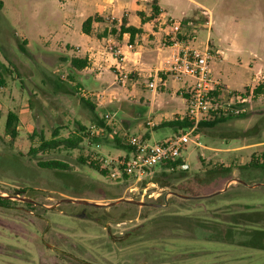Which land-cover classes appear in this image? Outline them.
<instances>
[{"label": "rangeland", "instance_id": "1", "mask_svg": "<svg viewBox=\"0 0 264 264\" xmlns=\"http://www.w3.org/2000/svg\"><path fill=\"white\" fill-rule=\"evenodd\" d=\"M115 1L124 5L133 0ZM160 4L171 19L193 23L194 46L203 47L208 34L204 26L211 21L213 81L219 79L225 88L239 92L255 83L258 68L262 72L257 80L264 81V0H160ZM199 5L210 15L201 13ZM83 19L77 8H64L61 0H0V195L9 197L4 198L9 208L0 207V264H80L50 252L43 242L88 264H264V170L239 168L264 151V95L251 100L244 116L220 123L206 134L199 131V145H189L183 154L189 169L160 178V184L149 188L147 193L158 192L159 197L141 199V190L130 192L129 182H112L89 164L95 156L108 159L121 154L113 135L125 140L147 134L151 144L173 136L171 128L147 129L144 124L170 121L171 114L183 112V104L171 95L170 83L153 104L148 89L138 88L133 99L123 97L115 80L99 103L85 99L82 94L93 97L106 90L113 75L95 79L71 66L76 50L64 44L78 46V55L88 46L90 38L80 31ZM103 27L96 25V31ZM222 33L225 38L219 45ZM215 49L221 51V61L214 59ZM168 54L165 50L161 60ZM142 82L147 86L145 78ZM140 96L152 101L153 107L140 103ZM159 105L163 108L155 114ZM9 112L18 120L14 140L5 133ZM104 116L111 118L110 123L103 122L111 133L104 129L97 141L85 140L71 151L30 152L41 136L50 139L56 128L66 138L77 130L76 123L89 128ZM80 158L88 159L81 163ZM48 160H59L68 168L51 171L37 165ZM215 167L227 171L212 172ZM169 192L201 198L184 200ZM114 197L164 207L142 210L126 203L52 207L65 198L108 204ZM26 199L47 209H30L23 203ZM246 214L256 215L248 221ZM131 232L134 235L128 237ZM210 233L225 240H210ZM36 248L43 251L40 258Z\"/></svg>", "mask_w": 264, "mask_h": 264}, {"label": "built area", "instance_id": "2", "mask_svg": "<svg viewBox=\"0 0 264 264\" xmlns=\"http://www.w3.org/2000/svg\"><path fill=\"white\" fill-rule=\"evenodd\" d=\"M163 45L169 49V54L163 59V67L158 73L168 75L177 81H185L186 97L184 112L178 114L179 119H187L192 126L186 131L166 138L161 143L151 144L142 136L125 138L129 151L115 157L105 159L93 157L99 168L106 171V177L112 182H129V191L141 190V199H155L161 194L147 193L150 187L155 188L152 181L154 174L160 172L186 171L188 165L183 154L189 145H199L200 136L197 125L210 116H244L248 106L254 98L250 90L232 91L214 82L210 78L209 63L212 58L209 47V34L206 36L203 47L193 46L196 39V30L191 21H175L165 19ZM126 76L120 75L118 81H125ZM158 79V78H157ZM147 87L155 89L154 81ZM83 97L92 98L88 94ZM110 117L104 116L103 122L110 123ZM151 121L145 123V128L153 129ZM102 127L93 124L88 128V143L92 136L105 135ZM180 162L176 168L173 165ZM167 198V195H165Z\"/></svg>", "mask_w": 264, "mask_h": 264}, {"label": "crops", "instance_id": "3", "mask_svg": "<svg viewBox=\"0 0 264 264\" xmlns=\"http://www.w3.org/2000/svg\"><path fill=\"white\" fill-rule=\"evenodd\" d=\"M143 2H145V4H143ZM151 2H154L158 9V14L153 17H151ZM61 3L64 8H77V13L82 14V18H84L82 22L88 17L96 16L100 19V21L94 22L92 24L94 35H85L90 38L89 44L87 47H84L81 54L78 55V53L81 51V49L79 50L78 46L64 44V47L66 46L69 49L70 47H74V49L76 50V52H72L73 54H75L74 58L85 59L87 61V66L84 69L80 70V72L86 73V77L91 76L95 79H102L106 78L108 73L113 75V81L108 84L110 86L106 90H103L101 93L93 96L91 98L92 100H95L97 102L99 100L102 101L101 99H103L104 95L109 92L108 89L112 84L115 83V80L116 82L120 83L118 91L122 93L123 97L126 95L128 98L133 99L134 96H138L137 94H139L138 88L148 89L149 92L153 93L154 104V102L159 98L158 93L163 92L167 88L166 86L170 83L168 90H170L172 96L174 95L175 98L181 101V104H183L182 106L184 112L186 97L185 81H177L170 76L165 77L166 75L158 73V70L160 69L159 63H162L163 61L161 60L162 55L165 53V50H169L163 45V35L165 31L163 22L165 19H171V17L168 15V12H166V10H164V8L161 6L160 0H143L142 2L141 0H133L132 2L124 5L121 3L117 4L115 0H61ZM196 7L200 12L202 11L201 13L210 15V12H207L201 5ZM88 10L92 12L90 15L84 13ZM64 12L65 10L63 11V13ZM196 15L197 13H193L192 16L194 17V19H197ZM190 17L191 15L187 18ZM122 20L127 23V26H132L141 30L139 34L135 35L132 43L129 42V34L127 33L123 34L120 37V40L113 35L98 37V35L101 34L106 28H108V26L112 22H116L114 28L118 30ZM182 21L190 20L184 19ZM98 24H104L101 32L96 31V25ZM210 26L211 21H209V23L206 22L204 26L208 29L209 39L211 31ZM224 38L225 35L224 33H222V36L219 39V45L223 42ZM128 46H130L131 48H128ZM111 49H115L116 52L111 51ZM117 53L120 54L118 55V57L116 56ZM221 55L222 53L220 50H214V59L221 61ZM261 72L262 70L258 68L257 72L252 78V81H254L256 84L259 82L257 79L258 74ZM122 74L126 76L125 81H118V77ZM131 76L135 77V81L132 82L131 80H129ZM144 78L147 80V85L149 82L154 81V83L156 84V88L149 89L147 86H145L142 82ZM214 82L223 86L219 79ZM158 83H160L159 91H157ZM255 83L253 85L244 87V89L247 87L253 88L256 85ZM140 93L143 94L142 92ZM116 99L118 101L119 98ZM139 102L142 104H148L151 108L153 107L152 101L145 100L141 96L139 97ZM157 107L159 109L154 110L155 114L163 108V106L160 105ZM175 114L177 113H173L171 115L176 116ZM158 116H161V114ZM162 119L166 120L167 117H162ZM151 122L156 125L154 121ZM142 131L143 130H141L140 127V132ZM121 153H124L122 149Z\"/></svg>", "mask_w": 264, "mask_h": 264}, {"label": "trees", "instance_id": "4", "mask_svg": "<svg viewBox=\"0 0 264 264\" xmlns=\"http://www.w3.org/2000/svg\"><path fill=\"white\" fill-rule=\"evenodd\" d=\"M150 7L152 10V16L151 17L156 16L158 14V9H157L155 3L151 2ZM98 21H100V19L96 16L88 17L87 19H85L81 24L82 34L87 35V36L94 35L93 29H92V24L94 22H98ZM126 24L127 23L124 20H122L118 30H116L114 28V26L116 25V22H112V23H110L108 28H106L101 34L98 35V37H105L107 35H113L117 39L120 40V37L123 34L127 33V34H129V42L132 43L135 35L139 34L141 32V30L134 28L132 26H127ZM70 64L74 69L80 71L87 66V61L85 59L72 58L70 61ZM2 85H3V80H2V77L0 76V87ZM245 90L248 91V90H250V88L247 87V88H245ZM252 93H253L254 98L261 96V95H264V81H259L252 88ZM81 100L85 104L90 105V103L87 100H83V99H81ZM91 108L93 109V106H91ZM240 117H242V116H236V117L230 116V115L210 116L209 118L201 121L197 125V132L202 131L204 134H206L207 131L214 129V128L218 127L219 125H221L220 123H223V122H226L228 120L235 119V118H240ZM17 122H18L17 116L15 114L9 112L6 116V121H5V133L12 140H14L15 137L17 136V131H16ZM93 123L99 127L103 126L101 119H98V120L94 121ZM76 125H77V130L74 133H71L66 138L60 137L59 128L54 129L53 133L51 134L50 139H44L41 136L40 143L38 144L37 148L31 149L30 152L33 154H36L37 152H40V151H51V150H55L58 148H62V149L67 150V151H71V150H75L77 148H80V145L86 139H88V137L90 135L88 133L87 127H84L78 123H76ZM191 126H192L191 122H189L187 119H185V118L179 119L178 116H174V118L172 120L167 121V122H161L160 124H158L157 126H154L153 128L155 129V128H159V127H168V128H171L174 135H176V134H179V133L186 131ZM106 132L108 134H110L111 128L106 127ZM142 137H143V139L148 140L147 134H143ZM97 140H98V137L92 136V141H97ZM112 140H113L114 145L119 147L120 149H122L124 152L129 151V148L126 145L125 140H121L120 138H118L115 135L112 136ZM86 159H88V158H86ZM86 159L83 160L80 158L79 161L81 163H84V161H86ZM179 164H180V162H176L173 165V167L176 168V166H178ZM37 165L42 169L51 170V171H65L68 168L67 164H65L59 160H48V161L38 162ZM89 165L91 168L98 170L103 176H106V171L100 169L96 162L90 163ZM239 168L244 169V170L245 169H261V170H264V151L261 152L260 154L252 155L250 160L247 163L241 165ZM221 171H227V170L226 169L224 170L222 167H215L212 172H221ZM172 173L173 172H169V173L168 172H160L158 174H154L152 181L156 184H160V178H167ZM191 195L196 196V194H191ZM117 198L118 197H114L112 199H117ZM127 206L133 207L136 209L138 208L137 206L130 205V204L129 205L127 204ZM140 209H142V210H156L155 208H151V207H141ZM254 215H256V214H253L252 216L251 215L244 216V217H246L245 220L250 221ZM199 224H202V223H199ZM218 227L221 228V226H218ZM211 234H214V233H210V236L208 237V239H210V240H215V241H222V240L224 241L225 240L223 237L214 238L213 237L214 235H211ZM127 235H128V237H131L134 234L131 232L130 234H127Z\"/></svg>", "mask_w": 264, "mask_h": 264}, {"label": "water", "instance_id": "5", "mask_svg": "<svg viewBox=\"0 0 264 264\" xmlns=\"http://www.w3.org/2000/svg\"><path fill=\"white\" fill-rule=\"evenodd\" d=\"M240 184L245 185V183L241 180H235ZM169 195L172 196H176L178 198L184 199V200H194V199H200L201 197H195V196H183V195H179L175 192H169ZM9 198V197H4L2 195H0V198ZM17 198V197H15ZM61 203H72V204H78V205H84V206H88V207H94V208H104V207H112L114 205H117L119 203H126V204H130V205H134V206H138V207H152V208H160V207H164L162 205H157V204H153V203H146V202H139V201H134V200H128V199H116L113 202H110L108 204H98V203H94V202H90L87 200H81V199H72V198H65V199H60L58 200L54 206H58ZM125 238L124 237H120V238H116L118 240H121ZM52 248V247H50ZM54 249V248H53ZM57 252H61L60 250L54 249Z\"/></svg>", "mask_w": 264, "mask_h": 264}, {"label": "flooded vegetation", "instance_id": "6", "mask_svg": "<svg viewBox=\"0 0 264 264\" xmlns=\"http://www.w3.org/2000/svg\"><path fill=\"white\" fill-rule=\"evenodd\" d=\"M23 203H25V205H26L27 207H29L30 209H44V210L47 209L46 206H44L43 204H41V203H39V202H35L34 200L26 199V201H23ZM8 205H9V204H8V201H7L6 199H4V198H0V207H1V208H3V207H5V208H9ZM55 207H56V206H55ZM51 209H52V207L49 208V210H51ZM25 211H26V212H29L28 210H25ZM39 218H43V217L39 216ZM43 219H45V218H43ZM45 221H46V225H49V224H50V222H49L48 220L45 219ZM43 234H45V233H42V234H41V240H42V236H43ZM43 246H44L45 248H47L50 252H54L56 255H59V256H62V257H67V258H69V259H71V260H74V261H76V262H79L80 264H88V263H85V262H83V261H78V260L74 259L72 255H69L70 253L67 254L66 251H62V250H60V249H58V248H56V247H54V246L47 245L45 242H43ZM50 247H52V248H50ZM53 248H54V249H57V250H60L61 252H57V251L54 250ZM36 251L39 253V258H40L41 253H42L43 251H39V248H36Z\"/></svg>", "mask_w": 264, "mask_h": 264}]
</instances>
